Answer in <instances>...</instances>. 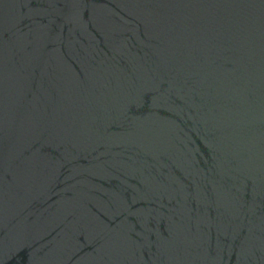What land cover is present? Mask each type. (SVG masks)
<instances>
[{
    "label": "water",
    "instance_id": "1",
    "mask_svg": "<svg viewBox=\"0 0 264 264\" xmlns=\"http://www.w3.org/2000/svg\"><path fill=\"white\" fill-rule=\"evenodd\" d=\"M0 264H264V0H0Z\"/></svg>",
    "mask_w": 264,
    "mask_h": 264
}]
</instances>
